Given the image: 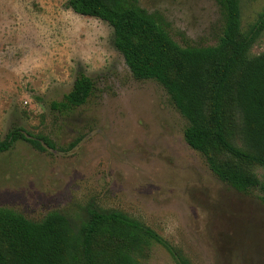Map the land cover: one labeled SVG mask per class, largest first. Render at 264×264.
<instances>
[{
    "label": "rangeland",
    "instance_id": "obj_1",
    "mask_svg": "<svg viewBox=\"0 0 264 264\" xmlns=\"http://www.w3.org/2000/svg\"><path fill=\"white\" fill-rule=\"evenodd\" d=\"M161 15L180 44L213 45L221 31L214 0H135ZM66 0H0V206L40 220L75 217L89 203L154 229L189 264H264V189L219 180L183 138L186 119L154 79H137L112 43L107 22ZM241 28L264 0H239ZM264 50V30L250 54ZM80 73L93 89L70 109L60 101ZM254 171L264 183V168ZM175 257V258H176ZM139 264H177L154 243Z\"/></svg>",
    "mask_w": 264,
    "mask_h": 264
},
{
    "label": "trees",
    "instance_id": "obj_2",
    "mask_svg": "<svg viewBox=\"0 0 264 264\" xmlns=\"http://www.w3.org/2000/svg\"><path fill=\"white\" fill-rule=\"evenodd\" d=\"M221 31L213 45L180 44L161 15L135 0H66L80 15L112 28V43L137 79H154L186 119L185 142L211 172L238 191L264 189L255 166L264 168V50H249L264 30V8L241 28L239 0H214ZM92 79L80 73L52 107L84 104ZM21 128L0 139V153L21 139L40 147ZM171 247L151 227L117 209L89 203L75 217L52 210L40 220L0 206V264H139L149 248ZM176 257V258H175Z\"/></svg>",
    "mask_w": 264,
    "mask_h": 264
}]
</instances>
